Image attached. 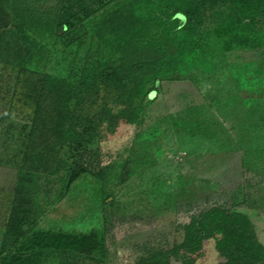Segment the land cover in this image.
Instances as JSON below:
<instances>
[{
    "label": "rangeland",
    "instance_id": "rangeland-1",
    "mask_svg": "<svg viewBox=\"0 0 264 264\" xmlns=\"http://www.w3.org/2000/svg\"><path fill=\"white\" fill-rule=\"evenodd\" d=\"M96 4L86 0L68 16L91 13ZM230 5L231 0H206L201 29L213 28ZM8 12L0 1V18ZM5 24L0 29V264H152V258L182 243V226L218 206L243 214L264 250V49L232 50L218 58L212 75L193 69L163 79L158 89L152 59L134 64L115 86L92 87L78 116L99 146L82 153L77 171L89 178L78 187L103 191L86 206H65L62 224L43 220L21 239L25 210L17 181L31 124L19 73L33 47L23 42L15 21ZM145 95L149 106L137 121L125 122L121 114L137 111ZM221 261L212 240L204 242L195 261L169 257V264Z\"/></svg>",
    "mask_w": 264,
    "mask_h": 264
},
{
    "label": "trees",
    "instance_id": "trees-1",
    "mask_svg": "<svg viewBox=\"0 0 264 264\" xmlns=\"http://www.w3.org/2000/svg\"><path fill=\"white\" fill-rule=\"evenodd\" d=\"M0 1L10 15L0 18V29L6 19L15 21L23 42L33 47L19 73L31 124L17 181L25 210L21 239L43 220L62 224L65 206H86L103 191L78 187L89 178L77 171L82 153L99 146L78 116L92 87L115 86L134 64L152 59L151 77L158 89L163 79L193 69L212 75L218 58L232 50L264 49V0H231L229 12L219 13L211 29H201L206 0H96L95 11L72 16L68 14L86 0ZM150 100L145 95L141 107L121 114L122 119L137 121ZM182 229V243L152 258V264H169L171 256L195 261L208 240L214 242L220 264H264L252 225L232 208L214 207Z\"/></svg>",
    "mask_w": 264,
    "mask_h": 264
}]
</instances>
